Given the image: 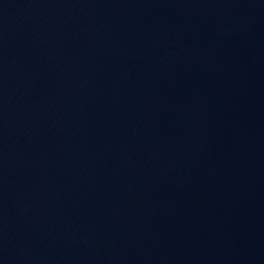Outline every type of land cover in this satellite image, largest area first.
<instances>
[{"label":"water","instance_id":"95a60500","mask_svg":"<svg viewBox=\"0 0 264 264\" xmlns=\"http://www.w3.org/2000/svg\"><path fill=\"white\" fill-rule=\"evenodd\" d=\"M0 264H264V0H0Z\"/></svg>","mask_w":264,"mask_h":264}]
</instances>
